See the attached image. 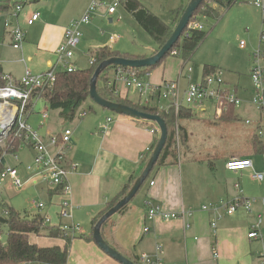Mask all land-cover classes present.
Wrapping results in <instances>:
<instances>
[{"label":"crops","instance_id":"crops-1","mask_svg":"<svg viewBox=\"0 0 264 264\" xmlns=\"http://www.w3.org/2000/svg\"><path fill=\"white\" fill-rule=\"evenodd\" d=\"M70 1L45 0L43 3L42 0H35V7L26 9L23 5H15L21 6L16 18L18 27L24 33V42L21 51L14 50L11 47L10 30L4 26L3 33L7 42L4 47L8 51L6 50L7 56H0V76L8 75L16 83L26 69L37 75L45 72L55 62L56 50L63 41L65 28L72 20L68 18L76 13L74 11H78L77 16H80L91 0H79L76 10H73L75 6ZM137 1L144 8V12L152 11L173 29L182 14L176 15V12L180 9L183 11L189 2L164 0L162 4V0ZM52 4L55 5L54 9L48 11ZM120 6L124 9L123 4L120 3L118 8ZM33 13H38L39 19L28 26L27 20ZM21 15L25 23H21V20L19 22ZM115 15L116 13L106 15L110 18L109 23ZM258 16L260 26V13ZM12 26L15 25L11 24ZM118 40L119 37L110 42L112 45L105 47L114 50L112 47ZM254 45L248 46L249 61ZM246 47L245 44L242 50ZM155 50L156 44L146 49L123 51L120 54L141 59L152 56ZM24 53L28 56L27 60L23 56ZM177 60L179 59L175 56H169L154 67L149 73L148 82L161 86L165 82L176 81L183 93L193 79L189 76L191 70H184L182 59L179 62ZM115 71H110L108 79L113 78ZM217 74L221 76L220 70ZM117 88L120 94L113 98L132 105H143L136 91L124 89L119 85ZM233 90L237 98L240 95L244 101L231 111L216 112L210 103L195 109L182 108L184 118L179 121V125L184 129L185 137L182 147L183 161L177 156L174 163L153 168L126 208L122 210L123 207L121 213L117 212L111 216L101 229L104 241L120 255L135 264H146L140 261L142 256L163 264H264V257L261 256L264 253V178H253L254 174L264 172V108H254L249 104L250 98H247L246 94L238 93L236 86ZM160 102L161 100L158 101V109L167 111L159 107ZM39 104L47 107L43 101ZM251 104L254 105L252 102ZM46 107L41 114L44 111L47 114ZM90 110L93 115L80 111L77 123L43 138L58 136L66 129L72 133L66 150L67 165H75L67 175L71 188L68 197L72 215L70 219L60 217L59 190H50L39 176L31 177L27 171L29 178L22 182L18 172H15L23 186L31 182L37 188L46 187L49 201L55 202L52 204L55 207L53 212L48 208L45 214H41L35 211V204L34 212H24L32 216H47L49 225L80 226V235L71 240L65 264H120L105 254L93 241V222L106 211L107 204L118 196L123 186L132 177L135 179L140 175L143 170L142 161L158 139L159 131L156 130L158 128L155 124L144 120L114 114L104 109L106 112H97L92 107ZM45 120L41 118L42 124ZM232 159L249 160L251 167L231 172L225 168V164ZM31 160L33 162V158ZM10 167L15 169V166ZM5 180L12 183L10 178ZM237 197L254 200L251 211L239 209L230 216L225 215L222 205ZM204 206H214L216 211H203ZM150 207H158L166 213L183 210L190 214L184 221L163 220L159 217L148 219L147 212ZM259 218L260 237L249 239L250 227ZM212 223H215L214 227L211 226ZM146 228L148 232H145ZM30 237H33L30 242L39 247L64 245L60 239Z\"/></svg>","mask_w":264,"mask_h":264},{"label":"built area","instance_id":"built-area-1","mask_svg":"<svg viewBox=\"0 0 264 264\" xmlns=\"http://www.w3.org/2000/svg\"><path fill=\"white\" fill-rule=\"evenodd\" d=\"M109 2V3H108ZM260 13V26L258 38L254 49L250 55V79L255 89V97L252 103L258 108H264V0H251L249 3ZM120 5L119 0H92L84 14L77 20L70 22L65 29L63 41L56 50V60L48 69L34 75L28 69L18 82H14L8 75L0 76V129L3 131L0 137L12 135L13 138H21L22 145H26L34 150L33 162L26 166V171L32 176H39L50 190H59L61 197L60 217L70 219L71 209L68 197L71 193L70 185L67 181L69 170H72L75 165H67L66 150L70 144L71 131L66 129L58 136H51L47 139L40 138L38 133L34 131L27 123L28 116L33 113L36 104L42 102L41 94L53 88L56 82V76L60 72L71 73L75 68L71 64L73 59V50L79 44L81 39L80 27L87 25L91 21V15L96 8H105L106 15L111 16L116 13V9ZM21 6H15L11 15L17 17ZM39 19L38 13H33L27 20V25L31 26ZM5 27L10 30L12 37L11 47L14 50L21 51L24 42V33L18 26H12L9 23ZM189 28L203 30V25L200 23H191ZM116 36L110 37V42L116 40ZM239 47H245L244 42L239 43ZM171 56H177V52L173 50ZM23 61V60H22ZM91 64V61H90ZM149 73L139 74L134 69L117 68L112 79H108L105 86L112 96L118 97L120 91L117 86H121L127 90H134L138 93L141 103L147 105L149 97L153 93H158L159 100L170 101L168 107L174 113V116L179 115L183 107L195 109L205 104H212L214 111L222 112L227 106L237 108L240 104L235 91L229 90L220 75L206 76L198 84L189 83L186 89L181 93L178 83L165 82L161 86H154L148 82ZM81 116V115H80ZM47 117L44 111L41 118L45 120ZM108 121H110L108 119ZM177 125V124H176ZM158 130V129H156ZM177 132V126H176ZM261 135V133L259 132ZM15 160L17 157L14 155ZM0 165V181L10 178L15 188L20 189L23 183L17 178L15 169L10 166ZM251 167L249 160L232 159L226 162L225 168L231 172H239ZM253 178L262 180L264 172L254 174ZM152 184V183H151ZM235 187L238 188L236 185ZM254 200L235 198L233 201L223 204L222 211L225 215L230 216L239 209L245 212H250ZM37 211L40 213L44 209L43 203L35 204ZM203 211L215 212L216 207H202ZM190 212L180 210L178 212L166 213L158 207H150L147 212V218L153 219L159 217L163 220H181ZM45 224L50 223L47 216H41ZM221 218V216H218ZM260 218L250 227L248 233L249 239L260 237L259 225ZM212 227L215 223L211 224ZM62 232L67 236L74 237L80 235V226L77 224L59 225ZM148 232V228L145 229ZM0 236V241H1ZM264 257V253L261 255ZM140 261L146 264H163L159 261L153 262L147 256H142Z\"/></svg>","mask_w":264,"mask_h":264},{"label":"rangeland","instance_id":"rangeland-1","mask_svg":"<svg viewBox=\"0 0 264 264\" xmlns=\"http://www.w3.org/2000/svg\"><path fill=\"white\" fill-rule=\"evenodd\" d=\"M42 1L43 3L45 2V0ZM243 1L245 2L237 3L225 11L219 21L201 19L206 38L199 45L195 53H193L190 61L184 66V70H191L189 76L193 79L192 83L199 84L202 81L201 74L204 65H213L217 67L221 73L220 78L227 84L229 90H232L234 86H236L238 93L243 95L246 94L247 98H250L249 104L258 109L251 104L256 93L249 76L250 61L248 59V46L254 45L257 42L259 32V13L249 4L251 0ZM91 2L92 0L90 3ZM70 3L75 6V9L73 10H76L79 5V0H71ZM163 3L164 0H162V4ZM35 4V0H0V56H7L6 52L8 51V49L4 47L7 45V42L5 41L6 35L3 33L5 24L11 23L15 26H19L17 18L10 13V11L12 12V7L15 5H23V8L25 7L26 9L27 7H35ZM4 6H8V9L5 10ZM46 6L47 5H45V7ZM50 6L51 8L48 11L51 9L53 10L55 7L54 4ZM74 12L76 13H73V15L68 18L72 19L71 21L79 19L84 14L83 12L80 16H77L78 11ZM39 13L41 14L40 10ZM22 15L19 16V22L21 20V23H25V19ZM160 16L163 17L162 14H160ZM109 19L110 18L106 16V9L98 7L91 15L90 24L84 25L80 28L81 39L78 44L79 46L77 45L75 50H73L74 56L71 61L75 70L89 69L91 61L90 53L100 47L110 45V37L112 36L119 37V40L115 42L113 47L111 46L112 49L119 53L123 51L128 52L132 50L146 49L149 46L155 45L152 39L136 24L132 16L127 13L122 6L116 9V15L111 18L113 20L111 23H109ZM241 41L247 45L244 50L239 48V43ZM23 56L27 60L28 56L25 53ZM175 57L181 61L180 55ZM167 58L165 60H167ZM179 60L177 61L179 62ZM108 73H110V71ZM216 75L218 74L216 73ZM101 85L102 84L99 81L98 86L100 87ZM239 96L238 100L241 104L244 99ZM169 103V99L161 100L159 107L166 109ZM45 107L42 104H36L33 113L28 118V125L38 133L40 138L54 135L68 125L78 122V117H76L74 121H62L59 117L58 111H51L46 107L47 119L42 124L40 114ZM90 107L97 112H106L95 105L90 99L81 106L79 111H85L86 115H93ZM176 124L175 130L176 126L177 129L180 127L179 121L176 122ZM1 146L2 144L0 147ZM177 146H179V144H177ZM2 148L4 149V147ZM14 154L18 158V162H16ZM177 154V156H180V160L183 161L184 148L181 146L179 147V150L177 148ZM33 156L34 150L32 148L26 145H20L15 153L3 152L4 162L2 166H15V171L18 172L21 181L25 182L29 178L25 168L32 164L31 159ZM41 188L43 189L41 190ZM46 190V187L37 188L31 182L25 184L22 188L17 189L9 180L0 181V216L2 215L3 208L7 207H11L20 213L24 211L34 212V204L39 202L44 204V209L41 211V214H45L48 208L52 212L55 211V207L52 206L55 202L54 200H52V202L49 201ZM63 221L67 222V220ZM4 237L3 242H5ZM32 239L33 237H30L31 241Z\"/></svg>","mask_w":264,"mask_h":264},{"label":"trees","instance_id":"trees-1","mask_svg":"<svg viewBox=\"0 0 264 264\" xmlns=\"http://www.w3.org/2000/svg\"><path fill=\"white\" fill-rule=\"evenodd\" d=\"M119 1L123 4L126 12L132 16L139 27H141V29L157 45V50L154 52L156 53L166 43L173 28L170 25L165 24L152 12L148 10L144 12V8L137 0ZM240 2L243 3V0H204L193 13L189 24L194 22L202 24L201 21L205 19L219 21L225 11ZM4 9H6V6H4ZM182 12L183 11L180 9L176 12V15H179ZM205 38L206 33L204 32V28L203 30H198L187 27L181 34L179 40L157 65L162 63L167 57L171 56V52L175 50L177 56L180 55L182 63L185 66ZM90 57L91 64L89 69L75 70L71 73H58L53 88L41 94V99L44 104L47 105V108L51 111H58L59 117L62 121H73L80 113L79 109L81 106L90 99V79L96 68L102 62L114 57L137 59L128 54H120L119 52L106 47L97 49L90 54ZM153 68L154 67L134 69V71L143 75L145 73H150ZM116 69V67L109 66L99 75L96 83V91L98 95L105 100L121 103L147 114L158 115L163 119L167 128V139L154 169L159 168L162 165L174 163L177 160V148L179 149L180 146L184 147V129L180 126L179 129H177V133L175 130L176 122L184 118V110L181 109L177 117L174 116L171 109L160 111L158 109L159 98L157 92L150 95L147 105H132L126 101L113 98L105 84L108 80V72L111 70L115 71ZM217 72V68L210 65H204L202 68V79L206 76H212ZM99 81L102 84L101 87L98 86ZM233 109V107L227 106L224 111H231ZM15 139L16 138H13L12 135L0 137V145L2 144L0 147V165L4 162V151L5 153H15L20 145H22L21 138ZM156 142L157 140H155L146 155V158L142 161L143 168L147 163ZM177 144H179V146H177ZM2 147H4L5 150ZM135 179L132 177L123 186L118 196L107 204L105 208L106 211L113 207L127 194ZM125 208L126 206L122 210ZM122 210L119 212L121 213ZM106 211L94 220V225ZM0 236L2 238L0 241V264H27L31 262L42 264H65L71 240L76 237L67 236L61 231L58 225L45 224L44 219L38 214L32 216L26 212L19 213L11 207L3 208L2 215L0 216ZM30 236H45L48 238L60 239L63 241L64 245L62 247H39L30 242ZM3 237L5 242H3Z\"/></svg>","mask_w":264,"mask_h":264},{"label":"water","instance_id":"water-1","mask_svg":"<svg viewBox=\"0 0 264 264\" xmlns=\"http://www.w3.org/2000/svg\"><path fill=\"white\" fill-rule=\"evenodd\" d=\"M204 0H189L188 4L184 8L176 26L174 27L170 37L166 43L152 56L141 58V59H127L122 57H114L105 60L102 62L94 71L89 85V98L93 103L100 108L112 112L118 115H124L135 119L144 120L150 123H153L157 126L159 131V136L156 142V145L145 164L142 172L136 178L133 185L127 194L120 199L113 207L108 209L96 222L95 226L92 229V239L95 244L108 256L117 261L120 264H135L132 261L128 260L124 256L120 255L114 249H112L102 238L101 228L105 222L114 214L119 212L123 207H125L136 195L138 190L141 188L149 174L152 172L158 157L165 145L167 139V128L166 124L158 115H151L141 111H138L134 108L126 106L121 103L105 100L101 98L96 91V83L99 75L109 66L116 68H126V69H141L147 67H155L161 59L169 52V50L174 46V44L179 40L183 31L188 27L190 19L193 16V13L198 9L201 3ZM0 129V136L2 134Z\"/></svg>","mask_w":264,"mask_h":264}]
</instances>
